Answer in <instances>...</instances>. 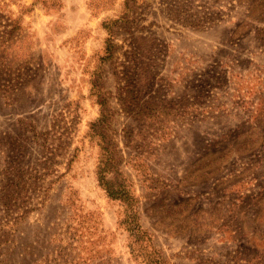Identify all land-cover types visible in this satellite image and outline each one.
Wrapping results in <instances>:
<instances>
[{
    "label": "rangeland",
    "instance_id": "rangeland-1",
    "mask_svg": "<svg viewBox=\"0 0 264 264\" xmlns=\"http://www.w3.org/2000/svg\"><path fill=\"white\" fill-rule=\"evenodd\" d=\"M0 264H264V0H0Z\"/></svg>",
    "mask_w": 264,
    "mask_h": 264
}]
</instances>
